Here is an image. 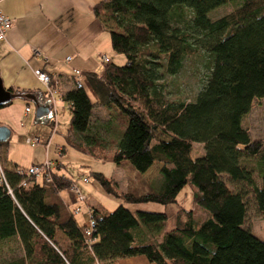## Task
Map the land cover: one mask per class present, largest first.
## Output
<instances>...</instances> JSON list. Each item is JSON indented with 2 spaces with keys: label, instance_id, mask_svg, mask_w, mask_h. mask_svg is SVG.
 <instances>
[{
  "label": "trees",
  "instance_id": "16d2710c",
  "mask_svg": "<svg viewBox=\"0 0 264 264\" xmlns=\"http://www.w3.org/2000/svg\"><path fill=\"white\" fill-rule=\"evenodd\" d=\"M227 2H98L92 10L103 18L110 47L124 61L80 72V86L62 94L70 110L68 130L77 134V140L68 135L67 141L80 151L113 145L106 160L131 171L125 191L91 171L88 176L104 193L129 205L165 206L175 204L187 185L205 217L198 220L192 209L179 207L165 231L164 212L131 211L121 204L108 212L86 203L93 221L87 241L84 223L77 225L61 200L73 179L59 172L60 164L49 181L22 177L0 142V244L17 245L0 264H106L136 255L154 264H264V240L242 227L245 192L229 190L221 179L225 174L249 186L264 219V136L250 138L242 125L254 101L264 99V0H235L230 15L208 17ZM198 49L209 59L201 87L191 99L166 98L162 72L176 74ZM95 108L113 110L115 125L113 118L92 123ZM101 128L113 136L103 137ZM195 143L202 153L192 155ZM155 163L157 185L143 177Z\"/></svg>",
  "mask_w": 264,
  "mask_h": 264
},
{
  "label": "crops",
  "instance_id": "0c3cea01",
  "mask_svg": "<svg viewBox=\"0 0 264 264\" xmlns=\"http://www.w3.org/2000/svg\"><path fill=\"white\" fill-rule=\"evenodd\" d=\"M100 1L104 0H0V11L8 16L11 21L4 38L0 40V80L4 88L22 92L20 95H16L10 103L0 107V125H5L10 129L9 137L4 141L8 162L23 167L15 159L8 157L7 147L12 134V121L27 117L30 111L29 104H33L34 110L39 107L42 113L39 118L34 113V119L47 116L48 126L52 127L50 125V109H53L54 115L58 109L64 110L66 108L70 112L68 105L62 100V94L73 87L72 73L75 69L80 72H98L104 64L121 60V58H117L118 56L115 55L117 53L113 52L110 47L108 28L103 18L96 16L92 10V7ZM103 56L106 61H101ZM35 69L47 73L57 88L51 105L49 104L50 98L45 95L44 85L33 72ZM15 105H18L19 109ZM25 107H28L27 112H24ZM54 123L53 117V125ZM67 136L68 134L64 136L66 141ZM58 146L61 148L59 154L62 155L65 148L63 145ZM55 148L56 144L53 152ZM199 153H202V150ZM60 161H54V164H60H58L59 168L62 165ZM34 162L36 160H33L31 164H38ZM152 165L143 173V177L147 180L149 179L146 174ZM114 168L118 169V166L114 165ZM62 174L74 179L72 175ZM109 178H112L116 185L118 184L116 176L112 174ZM93 182L96 183V186H89L87 183L82 184L86 185L84 186L86 203H97L108 212L119 204L131 211L144 210V208L125 204L115 197L108 198L106 193L107 196H102L100 193H104V191L96 181L93 180ZM119 190L124 191L121 188ZM61 200L67 204V209L70 208L67 199L65 201L61 198ZM168 205L175 206L171 213H165L164 210L158 211L166 214L165 231L173 227L175 211L178 208L176 202ZM83 222H85L84 216L80 221H76L79 226ZM57 236L63 242V236L59 233ZM12 245L15 246L16 243L4 241L3 254L10 256ZM16 251L18 255L21 253L19 250ZM106 264L154 263L149 262L142 255H136L119 258Z\"/></svg>",
  "mask_w": 264,
  "mask_h": 264
},
{
  "label": "rangeland",
  "instance_id": "374dc122",
  "mask_svg": "<svg viewBox=\"0 0 264 264\" xmlns=\"http://www.w3.org/2000/svg\"><path fill=\"white\" fill-rule=\"evenodd\" d=\"M233 1L235 0H230V2L213 9L208 13V17L210 19H216L223 15H230L238 6V2ZM115 55L118 56L117 58H121L119 62L115 63H122L124 61L123 55ZM208 60L209 59L206 52L204 50L198 49L194 54L185 57L181 69L176 74L169 75L162 72V80L164 82V92L166 98H181L184 100L191 99L201 87V84L204 80V75L206 73L205 66L208 63ZM15 107L19 109L18 105H15ZM28 107L30 108V111L27 117L12 121V134L7 147V155L9 158L15 159L18 161V164L20 163L19 165H23V167L30 165L33 160H36L34 163H42L44 160H50L55 163V160H61L60 163L62 165L60 166L59 171L70 176L72 175L75 182L81 175H87V184L89 186H96V183L93 182V179L88 176L91 171H95L103 174L107 178L112 174L116 176L118 180L116 188L118 191H121L119 188L122 190L124 189L125 191L126 188L129 187L127 181L131 174L129 167L126 164H121L118 166V169H116L114 168V164L107 161L106 156H104L114 149L113 145L109 144L107 148H93L90 151H80L74 148L68 141H66V139H64V136L68 134L70 139L77 140V134L72 130L68 131V117L70 112L67 111L66 108L64 110H57V113H55L54 116L55 123L52 127H50L48 126L49 120L47 116H44L40 119H34L35 110L33 109V104H29ZM113 112L114 111L111 109L105 110L102 108H95L92 111L91 122L103 125L105 121L113 118L114 126L115 120ZM242 125L247 130L249 129L248 134L250 138L264 136V99L254 101L249 112L243 117ZM100 130V133L103 137L108 138L113 136L112 131L110 130H106L107 134L105 133L104 128H101ZM32 134H38L42 138H46L48 141L47 147L42 144L37 145L34 148L28 146V144L24 142V138L26 135ZM55 144L56 148L53 152ZM58 145H63L65 148V151L62 153V155H60L57 151V148L59 147ZM200 147V144L195 143L193 145L192 155L198 154L201 150ZM243 163L247 167H253V163L250 160L243 161ZM1 165L2 163L0 162V166ZM158 166L159 164L155 163L146 174L147 178L151 180L154 185H157L159 182V176L157 174ZM221 179L229 188V190L245 192L243 197L245 204V215L242 221V227L249 229L251 233L264 240V219L261 217V214L255 205L251 188L245 185L243 182H232L225 174H221ZM255 182L256 184L258 183L256 177ZM84 186L86 185L80 184L79 189L85 194L86 190ZM100 194L102 196H107L105 193ZM60 196L65 201L66 199L69 201L70 207H72L74 204H78L80 206L81 211L74 214L75 220L80 221L82 216L85 214L86 202H76L75 198L65 191L61 192ZM108 198L112 199L114 197L108 195ZM175 199L178 208L182 207L186 210L192 209L191 211H193L194 217L196 219L201 220L205 217V213L199 207L193 204L190 190L187 185H184L178 191ZM134 206L144 208V210L147 211L158 212L164 210V212L168 214L173 211V208H175L174 205L163 206L156 203L135 204ZM3 247L4 243L0 244V262L5 259L4 256H9V254H3ZM15 254H17V252H14V255Z\"/></svg>",
  "mask_w": 264,
  "mask_h": 264
},
{
  "label": "built area",
  "instance_id": "2783aa9c",
  "mask_svg": "<svg viewBox=\"0 0 264 264\" xmlns=\"http://www.w3.org/2000/svg\"><path fill=\"white\" fill-rule=\"evenodd\" d=\"M11 21L8 16L3 14L0 11V40H2L5 36L6 30L10 26ZM101 61H106V58L103 56L101 57ZM35 76L38 78V80L44 85L45 87V95L50 98L49 104L51 105V101H53V95L57 92V88H55L52 80L50 79V76L43 72L40 69H35L34 71ZM73 78V84L76 86H80V71L75 69L72 73ZM28 111V107L24 108V112ZM50 114L52 117H54V111L53 109H50ZM24 142L31 146L32 148L36 147L37 145H44L47 146L48 141L46 138H42L38 134H32V135H26L24 138ZM58 153H61V148H57ZM54 163L50 160H44L42 163L38 164H31L27 167H16V173L19 174L22 177H42L46 181H49L51 178V172L54 171ZM3 180L2 173H1V166H0V181ZM23 182V181H22ZM88 183V177L85 175H81L78 177V180L75 182L74 179L72 183L65 189V192L70 194L72 197L75 198L76 202H81L86 200V196L84 193H82L79 189V185ZM24 185V182L22 183ZM69 210L75 214L79 211H81V208L78 204H75L74 206L70 207ZM85 217L84 228H83V234L86 237V240L89 241V235L93 226V221L89 215V210L86 208L85 214L83 215Z\"/></svg>",
  "mask_w": 264,
  "mask_h": 264
},
{
  "label": "water",
  "instance_id": "95a60500",
  "mask_svg": "<svg viewBox=\"0 0 264 264\" xmlns=\"http://www.w3.org/2000/svg\"><path fill=\"white\" fill-rule=\"evenodd\" d=\"M14 97H16V95L11 93L8 89L4 88L0 80V106L10 102ZM35 116L37 118L42 116L39 107H36L35 109ZM9 133H10V129L7 126L0 125V142L6 141L9 137Z\"/></svg>",
  "mask_w": 264,
  "mask_h": 264
},
{
  "label": "bare ground",
  "instance_id": "6f19581e",
  "mask_svg": "<svg viewBox=\"0 0 264 264\" xmlns=\"http://www.w3.org/2000/svg\"><path fill=\"white\" fill-rule=\"evenodd\" d=\"M105 65V64H104ZM3 143H5V142H3Z\"/></svg>",
  "mask_w": 264,
  "mask_h": 264
}]
</instances>
